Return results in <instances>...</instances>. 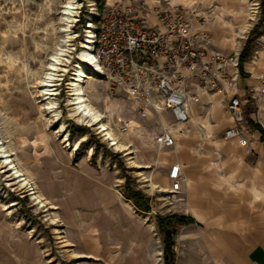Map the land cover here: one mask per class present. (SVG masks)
Returning a JSON list of instances; mask_svg holds the SVG:
<instances>
[{
	"label": "rangeland",
	"instance_id": "1",
	"mask_svg": "<svg viewBox=\"0 0 264 264\" xmlns=\"http://www.w3.org/2000/svg\"><path fill=\"white\" fill-rule=\"evenodd\" d=\"M65 1L0 0V141L15 166L25 174L28 170L33 176L27 188L20 189L8 176L10 173L0 165V264H92L91 261L76 256L78 250L65 241L69 238L74 242L77 234L75 228L68 227L64 221L51 224V211L46 208L38 209L35 205L30 194L34 182L45 191L53 181V184H57L55 203L60 209L55 211L63 218L71 213L94 216L98 212V205L89 195L92 194L94 185L101 181L109 180V196L117 195V190L124 200H132L126 192L128 177L130 187L142 192L150 200V212L145 213L135 208L145 227L148 225L144 218L148 215L144 214H151L152 219L157 222L158 216L164 217L172 213L164 205L166 202L163 201V193H155L143 186L147 184L145 177L153 176L155 184L161 186L165 180L164 163H154V156L157 154L153 146L154 134L158 133L154 125H147V131H143L140 137H129L138 151L139 161L146 165L142 167L140 164L131 166L123 153L105 145V139L95 129L81 125L68 116L67 77L58 86L59 93L56 96L60 115L67 124V133L63 137L62 134L55 136L53 131L55 132L57 124L52 121L46 124V119L39 118V105L42 104L41 97L36 95L39 72L48 54L63 37L59 30L64 26L61 19ZM80 1L81 7L71 27L72 34L76 36L72 42L74 55L84 40L88 13L115 0ZM119 2L122 6L129 2L136 7L142 5V0ZM146 3L150 7L167 3L184 6L199 3L195 5L196 13L204 17L200 20V25L205 21L202 29L210 33L208 36L216 43L222 38H227L223 41L230 43L229 38L233 33L236 34L240 26L249 21L248 10L252 8L255 19L251 21L250 29L244 39H238L234 35L235 42L233 45L229 44V51L234 50L236 41H241V45H237L244 48L252 31L255 32L256 39L251 46V58L258 56V52L264 49V0H185L183 4L175 0H146ZM97 83L107 90L105 82ZM108 96L109 99L115 98L109 94ZM117 103L123 104L121 100ZM250 111L246 114L255 112L254 122L263 126L257 115L259 107ZM66 134L69 139L67 142L71 145L81 136L87 135V139L69 154L71 150L68 143H61ZM84 143L86 146L83 147ZM87 151H91V154ZM83 158L85 162L82 167L79 162ZM2 159L0 157V164ZM27 189L30 191H26ZM86 196L91 202L87 207L78 206L76 201L82 197L85 199ZM173 225L177 227L178 223L174 222ZM151 236L156 238L157 232H152ZM107 254L98 262L114 264L121 253L111 251L110 255L115 261L111 260L110 263ZM131 254L133 252L128 251L127 255Z\"/></svg>",
	"mask_w": 264,
	"mask_h": 264
},
{
	"label": "crops",
	"instance_id": "2",
	"mask_svg": "<svg viewBox=\"0 0 264 264\" xmlns=\"http://www.w3.org/2000/svg\"><path fill=\"white\" fill-rule=\"evenodd\" d=\"M195 5L181 6L197 11ZM224 39L218 44L210 38L209 49L228 55L241 54V46L236 44L234 50L229 51V44L233 43H227ZM251 57L252 54L244 62L243 72L239 69L237 80L244 100L243 117L250 128L246 143L224 138V131L235 122L226 111L224 100L217 95L203 96L192 108L190 119L186 123H178L171 111L156 112L148 108L141 115L130 96L121 92L113 95L106 82L107 90L102 87L107 97L109 94L115 97L113 100L123 103L117 105L112 114L113 120L119 121V126L128 124L126 133H121L120 127L117 128L119 134L130 133L129 122L132 118L146 128L137 137L147 131V125L155 126L158 133L154 134L153 146L159 154L154 156V163H164L166 167L161 187L167 188V191L170 189V168L175 163L181 165L183 180L180 193L175 201L164 205L172 212L170 215L190 217L193 221L176 227L173 247L175 264H264V136L252 126L260 125L254 122L256 113L246 114L252 109L255 111V107L245 101L259 88L260 78H264V49L258 52V56ZM194 112L198 115L197 121L193 119ZM257 115L264 124V98L259 103ZM260 126L264 129V125ZM178 128L184 129L178 131ZM166 129L173 132L175 145L172 147L160 145L159 136ZM135 157L138 165L146 166L139 161L137 150ZM84 162L85 158L80 160L79 165L83 167ZM149 179L155 183L153 176L145 177V183ZM107 181L96 183L89 195L98 205V212L94 216L71 213L63 218L55 211L60 209L55 203L57 184H53V181L46 191L42 188L51 202L48 207L53 206L47 207V211H51L57 224L64 221L77 231L74 242L66 238L67 244L78 250L76 256L92 264H104L98 261L106 253L109 263L115 261L110 255L111 251L121 253L114 264H165L164 234L159 230L158 223L151 214H144L148 215L144 218L148 225L145 227L144 222L140 221L141 216L135 212L138 207L132 200H124L117 190L119 197L109 196L110 184ZM91 200L86 196L76 202L78 206L87 207ZM154 231L157 232L156 238L151 236ZM130 250L133 254L127 255Z\"/></svg>",
	"mask_w": 264,
	"mask_h": 264
},
{
	"label": "built area",
	"instance_id": "3",
	"mask_svg": "<svg viewBox=\"0 0 264 264\" xmlns=\"http://www.w3.org/2000/svg\"><path fill=\"white\" fill-rule=\"evenodd\" d=\"M203 18L181 5L150 7L146 0L137 7L130 2L122 6L119 0L98 6L88 13L84 28L91 33L94 78L106 82L113 95L130 96L141 115L148 108L171 111L178 123L190 119L203 96L217 95L235 122L224 131V138L246 143L250 128L237 85L240 55L210 50V37L202 29L205 21L200 25ZM263 98L264 78H260L259 88L245 101L258 108ZM119 131L128 132V126L122 123ZM103 142L114 147L112 139ZM159 142L163 147L175 145L171 129L163 131ZM169 179L168 191H154L163 193L166 203L175 201L181 190L179 163L171 166Z\"/></svg>",
	"mask_w": 264,
	"mask_h": 264
},
{
	"label": "bare ground",
	"instance_id": "4",
	"mask_svg": "<svg viewBox=\"0 0 264 264\" xmlns=\"http://www.w3.org/2000/svg\"><path fill=\"white\" fill-rule=\"evenodd\" d=\"M175 1L182 3L185 0ZM80 7V0H66L64 3L61 19L64 22V26L59 30L63 33V37L53 51L48 54L47 60L45 64L42 65L41 71L39 72V88L36 94L38 97H41L42 101V104L39 105V118L46 119V124L50 121L57 124L55 132L53 131L55 136L62 134L61 136L63 137L64 134L67 133V124L65 119H63L60 115L56 98L59 93L57 91L58 86L61 84V81L67 77L68 116L81 125L95 129L103 137V139H112L115 150L123 153V156L128 160L129 164L131 166H135L138 164V162L135 161V155L133 156L136 149L134 148L132 142H130L129 137L132 135L138 136L139 132L146 128L137 119L132 118L129 122L131 127L130 133L128 135L119 134L120 132L117 130V128L120 127L119 121H114L112 115L117 109V100L109 99L107 97L105 91L102 89V86L97 83L98 80L94 78L96 69L92 68L90 65L93 61L90 51V42L92 40H88L91 37L90 32L84 31V40L81 42V46L77 51V54L74 55L75 48L73 47L72 42L76 36L72 34L71 27ZM248 14L249 21L244 22L236 34L233 33V35L229 38L230 43L235 42L234 35H236L238 39L245 38L247 31L252 25L251 21L255 19V14L252 11V8H249ZM239 43L240 42L236 41V44ZM72 58H74L73 61L71 60ZM70 63H72L71 67H69ZM93 66L96 67V64H93ZM29 93L31 94V92ZM197 117V113L194 112L193 119L195 121H197ZM165 125L166 127L168 126L166 121ZM172 126L173 125H170V127ZM182 129L184 128H178V131H181ZM67 135L68 134H66V136L62 139L61 143H68L70 146L69 149L71 150L69 154L76 151L80 143L87 139V135L81 136L74 142V144L71 145L67 142L69 140ZM158 149L161 150V147H158ZM87 153L91 154V151H87ZM158 154L159 153L157 152V156ZM0 157L3 158L0 165L5 168L4 171H8L10 173L8 174L10 179L17 184L18 188L26 189L33 176L28 170L27 174H25L15 166L11 156L9 157V154L1 141ZM147 181V184H144L143 186L150 188L151 191H167V188L161 187L160 185L158 186L150 179ZM28 190L30 191V189H27L26 191ZM31 190L32 192L30 191V194L38 209L46 208V210H48V208H53L52 205L48 207V205L51 204L50 199L38 183L34 182ZM50 221L51 224H57V220H55V218H52Z\"/></svg>",
	"mask_w": 264,
	"mask_h": 264
},
{
	"label": "trees",
	"instance_id": "5",
	"mask_svg": "<svg viewBox=\"0 0 264 264\" xmlns=\"http://www.w3.org/2000/svg\"><path fill=\"white\" fill-rule=\"evenodd\" d=\"M264 14V11H263ZM255 32L252 31L250 33V36L239 56V69L240 72H243V65L244 62L251 56V46L253 45L255 41ZM255 128H258L264 136V129L257 124L252 125ZM83 147L86 146L84 143L82 145ZM129 183V177L127 178V185H126V192L130 196V198L133 200L135 205L141 209L144 212H150V200L148 197H145V195L137 190H134L132 187H130ZM193 220L190 217L185 216H179L176 214L168 215L166 217L158 216L157 217V223L159 230L164 234V260L165 264H175V255L173 251L174 247V236L176 234V227L173 225V223H178L180 225L182 224H188L192 222Z\"/></svg>",
	"mask_w": 264,
	"mask_h": 264
}]
</instances>
